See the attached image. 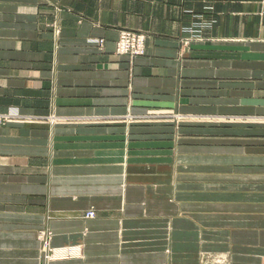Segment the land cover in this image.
Instances as JSON below:
<instances>
[{
    "label": "crops",
    "instance_id": "0c3cea01",
    "mask_svg": "<svg viewBox=\"0 0 264 264\" xmlns=\"http://www.w3.org/2000/svg\"><path fill=\"white\" fill-rule=\"evenodd\" d=\"M10 107L51 118L0 129V264H42L41 227L83 248L43 264H264V0H0Z\"/></svg>",
    "mask_w": 264,
    "mask_h": 264
},
{
    "label": "rangeland",
    "instance_id": "374dc122",
    "mask_svg": "<svg viewBox=\"0 0 264 264\" xmlns=\"http://www.w3.org/2000/svg\"><path fill=\"white\" fill-rule=\"evenodd\" d=\"M199 18H200V16H199ZM208 21H210V20H208ZM208 21H204V22H208ZM199 22L201 23V20ZM186 29H187V27H185L183 29V31H182L183 36L180 39V45H181L180 49H181L182 53L189 50V46L191 43H193V42H204V40H205V38L202 36V34H201V36L200 35L192 36V35L188 34V32H186ZM121 31L133 32V33L135 32V33H139L140 35H144L143 33L138 32V31L120 30L119 33ZM56 32L54 30H52L53 39H55L57 36ZM119 33H118V37H119ZM144 37H145V41H146V35H144ZM99 40H101V39H99ZM117 40H118V38H117ZM99 47H101V45ZM114 54L116 55L115 51H114ZM144 54H145V42H144ZM116 56H119V55H116ZM122 56H127V55H122ZM127 57H129V56H127ZM137 57H141V56H136L133 58H137ZM133 58L129 57V59H133ZM174 111L175 110L173 108H169V107L168 108L150 107L149 109H147L146 115L145 116L143 115L144 117L141 116L142 118H139V120H144V119L151 120V119H159V118L167 119V120L170 119V120H172V123L174 125H176L179 120L184 121V120H189V119H191V120L195 119V117L179 116L178 114L174 113ZM4 115L13 116V117L7 119V118L2 117ZM0 116L2 117V118L0 117V129L2 127H4L10 121L22 120V121H26V122H37V121L43 120V121L49 122L47 120V118H51L50 116L40 117V116L31 115V116L25 117V119H23L22 117H24V115H21L16 107H10V108L6 109V111H0ZM14 116H16V117H14ZM43 118H46V119H43ZM196 120H198V119H196ZM209 120L212 121L211 119H209ZM209 120H205V121H209ZM140 123H148V122L142 121ZM89 211H93V210L89 209ZM87 212L83 213L82 218L92 219L95 217V211H93L94 214L92 217H88L89 215L87 214ZM37 239L39 241V259H40L42 264L49 262V259L51 258L50 256H52L54 254L55 249L67 248V247H69V248L70 247H78V248H80L81 253L83 252V248L79 244H77V245H65V246H59V247L53 246L51 244L52 235L49 232V230L46 229L45 227H41L40 229H38ZM64 258H62L61 260H64ZM225 262H226V258L222 257L221 255H206V257L201 256V263H203V264H224ZM226 263H228V262H226Z\"/></svg>",
    "mask_w": 264,
    "mask_h": 264
},
{
    "label": "built area",
    "instance_id": "2783aa9c",
    "mask_svg": "<svg viewBox=\"0 0 264 264\" xmlns=\"http://www.w3.org/2000/svg\"><path fill=\"white\" fill-rule=\"evenodd\" d=\"M212 23L213 21L193 23L192 25L187 27L186 32H188V34L192 36H196V35L201 36L202 30L210 28ZM89 42L93 43L94 45L100 46L102 45L103 40H92ZM144 42H145L144 35H140L139 33H135V32L133 33V32L121 31L119 33L118 40L115 43V53L116 55L119 56L127 55L131 58L136 56H142L144 54ZM2 117L9 119L12 118L13 116L4 115ZM87 214L89 215L88 217H92L94 212L88 211Z\"/></svg>",
    "mask_w": 264,
    "mask_h": 264
},
{
    "label": "bare ground",
    "instance_id": "6f19581e",
    "mask_svg": "<svg viewBox=\"0 0 264 264\" xmlns=\"http://www.w3.org/2000/svg\"><path fill=\"white\" fill-rule=\"evenodd\" d=\"M179 116H181V115H179ZM80 255H81V250L78 247L59 248V249L54 250V254L52 256H50L51 258L49 259V261L60 260L64 257H65L64 259L76 258V257L79 258Z\"/></svg>",
    "mask_w": 264,
    "mask_h": 264
}]
</instances>
